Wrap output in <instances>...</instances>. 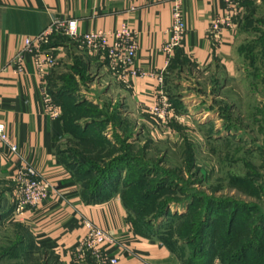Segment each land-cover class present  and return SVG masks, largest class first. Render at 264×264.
<instances>
[{
    "label": "crops",
    "instance_id": "obj_1",
    "mask_svg": "<svg viewBox=\"0 0 264 264\" xmlns=\"http://www.w3.org/2000/svg\"><path fill=\"white\" fill-rule=\"evenodd\" d=\"M252 1L258 8L264 4V0H241L234 27L210 33L212 21L226 11L224 2L184 0L186 35L181 45L168 55L163 47L170 37V0H0V122L16 145L18 155L56 189L39 206L14 214L15 220L26 228L34 254L52 257L57 264H74L75 248L86 234L84 221H88L110 235L113 242L106 247V253L117 259L116 264H184L179 251L172 250L156 236H144L135 230L125 202V194L131 187L124 185V173L112 175L104 188L94 190L86 186L85 179L76 171L79 164L66 160L69 152L66 144L74 126L80 127L84 138L98 132L81 125L80 114L75 119L66 116L62 107L59 118L46 114L41 92L43 80L34 71L32 54L22 52L24 40L42 33L53 17L75 19L81 33L114 32L122 26L135 31L137 75L127 84L115 79L106 62L78 51L69 41L54 39L51 44H56L59 61L67 64L70 59L73 66H60L53 71L51 96L78 109L92 107V112H98L97 123L103 121L104 114L106 121L130 124L132 133L138 132L143 137V129L150 120L147 108L159 93L156 74H163L164 93L168 73L176 70L181 61L213 73L224 82L239 76L237 43L243 35L257 37L243 22ZM259 32L257 29L256 33ZM20 52L23 61L18 72L13 58ZM66 68L72 75L76 73L77 90L71 94L64 92L61 82L54 77L58 69L62 72ZM90 118L87 116L85 120ZM110 124L107 136L112 133ZM102 134L105 131H100ZM15 161L16 156L0 143V181H10ZM79 264L88 262L85 259Z\"/></svg>",
    "mask_w": 264,
    "mask_h": 264
},
{
    "label": "rangeland",
    "instance_id": "obj_2",
    "mask_svg": "<svg viewBox=\"0 0 264 264\" xmlns=\"http://www.w3.org/2000/svg\"><path fill=\"white\" fill-rule=\"evenodd\" d=\"M248 8L243 22L257 37H240L236 79L224 82L188 61L168 73L165 94L174 115L183 120L172 118L163 125L149 114L140 137L130 124L106 121L104 114L97 123L98 112L91 110L80 108L69 117L80 114L81 125L98 134L88 140L80 133L71 135L66 160L83 163L93 178L101 171L109 177L106 170L124 173L135 184L125 194L126 202L148 233L158 231L165 242L183 249L184 258L197 253L198 261L213 259L212 264H264V4L258 8L252 1ZM55 37L88 53L78 41ZM75 55L72 50L71 57ZM69 64L70 59L64 64L58 58L50 70V95L53 71L72 68ZM68 71L58 69L54 77L73 93L76 73ZM87 116L92 118L85 120ZM109 123L112 133L107 136ZM15 195L10 181H0V264H57L34 254L26 228L14 218ZM86 261L100 264L89 255Z\"/></svg>",
    "mask_w": 264,
    "mask_h": 264
},
{
    "label": "built area",
    "instance_id": "obj_3",
    "mask_svg": "<svg viewBox=\"0 0 264 264\" xmlns=\"http://www.w3.org/2000/svg\"><path fill=\"white\" fill-rule=\"evenodd\" d=\"M184 0H170L172 5V22L169 29L170 37L163 51L168 55L178 48L185 35L186 23L183 13ZM225 4L223 16L216 17L210 26V33H217L222 28H233L236 16L239 11L241 0H222ZM57 34H62L66 38L78 41L87 52L101 61L106 62L107 69L114 75L119 82L127 84L131 77L137 75L134 67L138 50L137 33L127 26H122L114 32L102 30L81 33L75 19H65L53 17L48 27L39 35L28 37L24 40L22 52L32 54V64L36 75L43 80L41 92L43 95V105L46 114L51 118L61 116L59 104L48 93L47 76L56 64L58 56L55 47H47L49 40ZM111 40V41H110ZM18 53L13 62L17 66V71L22 70L23 54ZM159 85V93L154 103L147 108L150 115L157 119L161 124L167 125L172 118L183 120L176 117L171 109L169 99L163 91L164 77L162 73L156 74ZM0 143L7 147L10 153L16 156L14 168L10 181L15 189V196L18 203L15 206V213L21 214L28 207L35 208L43 203L53 192L55 187L47 180L39 177L36 170L24 158L18 155L17 147L13 144L3 123L0 122ZM87 229L85 236L80 240L75 248L74 264L84 262L89 255L100 264H116L117 259L111 258L106 253V247L113 241L108 233L95 227L88 221H84Z\"/></svg>",
    "mask_w": 264,
    "mask_h": 264
},
{
    "label": "trees",
    "instance_id": "obj_4",
    "mask_svg": "<svg viewBox=\"0 0 264 264\" xmlns=\"http://www.w3.org/2000/svg\"><path fill=\"white\" fill-rule=\"evenodd\" d=\"M53 39H57V40H59L58 39V37H53ZM260 40H262V43L264 44V39H260ZM53 42V41H52ZM53 44H51V43H49V45H47V47H51ZM52 47H56V44H54ZM51 92V95L53 94L52 93V91H50ZM64 92H67L68 94H71L72 92H70V91H66V90H64ZM59 105H60V107H62L63 109H64V113H65V115L66 116H68V117H71V111H72V113L74 112V113H78L79 111H80V109H78L76 106H73V104H71L72 106H71V110L69 109V107H68V104H70L69 102H66L65 100H63V101H65L64 103L62 102H59V100L58 99H56L55 100ZM68 109H69V111H68ZM83 109H85L84 107H83ZM90 110L92 111V107L90 108ZM86 111H89V110H86ZM73 115V114H72ZM80 130V127L79 126H74L73 128H72V134L73 135H75V134H79L80 136L82 135V131H79ZM84 138V137H83ZM86 140H88V139H90V138H85ZM79 165H78V167H79V169L78 170H76V171H78L79 172V176H81L83 179H85V181H86V186L88 187V188H91V189H94V190H96V189H98V190H101L102 188H104L106 185H107V183H108V180L112 177V175H115V176H119L120 174H117V173H114V174H111V172L110 171H107L106 170V173H108V175H109V177L107 176V175H105V171H101L100 172V174H99V176L97 177V178H93V176H95L94 175V173H93V171H90L89 169H88V167H85L84 166V164L82 163H78ZM107 177V178H106ZM124 185H126V186H128V187H132V185H135L132 181H129L127 178L126 179H124ZM93 190V191H94ZM93 195V194H92ZM125 202H126V200H125ZM126 206L128 207V210H129V212H130V217H129V219H130V221H131V223L133 224V226H134V228H135V230L137 231V232H139L140 234H142V235H144V236H156V237H158L159 239H161L160 237H159V232L157 231V232H154V233H148V228H146L144 225H142L140 222H139V220L138 219H136V218H134L133 217V210H131V209H129V206H128V204H127V202H126ZM262 221H264V216H262V219H261ZM261 226V225H260ZM229 232H231V229H229ZM161 240H163V237H162V239ZM164 241V240H163ZM164 243L167 245V246H169L172 250H174V251H179L180 252V254L182 255V248L181 247H178L177 249H176V247L175 246H173L172 244H170L169 242H165L164 241ZM252 245H253V243L252 242H250V243H248L247 245H246V248H245V250H247V249H249V248H251L252 247ZM197 254V253H196ZM196 254H191L190 256H188L187 258H184V264H212L213 263V259L212 260H206V261H198V257L196 256ZM182 257H184L183 255H182Z\"/></svg>",
    "mask_w": 264,
    "mask_h": 264
}]
</instances>
